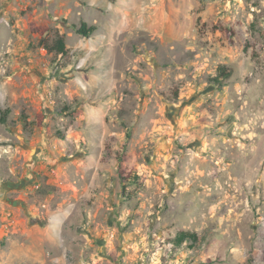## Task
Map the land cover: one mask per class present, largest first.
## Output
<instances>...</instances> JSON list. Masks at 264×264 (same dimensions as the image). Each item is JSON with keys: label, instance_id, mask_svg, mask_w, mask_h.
Returning <instances> with one entry per match:
<instances>
[{"label": "rangeland", "instance_id": "374dc122", "mask_svg": "<svg viewBox=\"0 0 264 264\" xmlns=\"http://www.w3.org/2000/svg\"><path fill=\"white\" fill-rule=\"evenodd\" d=\"M111 2L69 12L85 37L48 0H0V264H264V0ZM101 67L106 113L77 123L71 78ZM99 116L89 148L70 136Z\"/></svg>", "mask_w": 264, "mask_h": 264}, {"label": "crops", "instance_id": "0c3cea01", "mask_svg": "<svg viewBox=\"0 0 264 264\" xmlns=\"http://www.w3.org/2000/svg\"><path fill=\"white\" fill-rule=\"evenodd\" d=\"M48 1L57 5L58 9H60L59 13L61 14L59 16L68 20L69 21L68 23L72 24L73 26L77 25L78 23L70 22L68 15L69 12H71L76 8V6L85 7L88 10H93V11L95 10L101 16V12L103 14V10H102L103 7L106 8L108 6V3H112L111 0H108L107 4H102L100 0H48ZM114 6L115 3L114 4L112 3V7ZM105 17H106L105 15L101 16V18L103 19H105ZM82 22H86L90 26L91 25L96 26L97 24L95 22L89 23L84 20L80 21V24ZM96 30H97V26H96ZM61 33H64V31H61ZM99 69L100 70H96L90 73L85 69L80 68L79 70L75 71L76 73L71 78L72 83L76 85V90L72 95H77V97H79L81 101L80 103L81 104L84 103V110L82 111V113H80L79 118L76 121L77 123L80 122L86 116L85 112H88L90 110L88 106H91L93 109L95 107L94 105L95 103H97L95 108L97 109L98 112L101 110L103 115H105L106 113V108L108 107L109 100L111 99V94H112L111 92L114 89V77L113 75L110 76L107 75V72L103 70L104 67H101ZM80 108H82V105L80 106ZM93 119L94 120H92V122L89 123V126H87L88 128L87 132H84L83 128L82 129L77 128L78 130H76L73 134H70V136L71 135L74 136L76 134L81 138L86 137L87 138V142H85L86 148L90 147V142L94 143V141L97 138H99L101 135L103 136L101 129L105 128V124H104L106 120L105 116L102 117L99 116ZM69 139L70 142L76 143L75 141L77 138L75 140L73 139V137ZM93 147L94 150L97 151L96 149L97 145L95 144L93 145ZM92 153L95 154L96 152L91 150V154ZM91 154L85 155L83 160H85V162L93 161V158H91ZM52 216H54L55 222L59 221V217L56 214H53Z\"/></svg>", "mask_w": 264, "mask_h": 264}, {"label": "trees", "instance_id": "16d2710c", "mask_svg": "<svg viewBox=\"0 0 264 264\" xmlns=\"http://www.w3.org/2000/svg\"><path fill=\"white\" fill-rule=\"evenodd\" d=\"M77 33L80 35H83L85 37H89L95 30L96 26L94 25H88L86 22H82L79 26H74ZM38 31L40 34V43L41 45H44L47 47L48 51L51 53H55L57 55H66L68 48L65 40V34L61 33L59 29L54 30V37L51 41L47 40L45 38V34L48 30L38 27ZM231 70L228 69L226 65H220L217 68V73L215 76L212 77V81L218 85L219 88H222L225 85V81L231 76ZM9 113V110L7 109L2 113V116L0 117V122L5 123L7 121V115ZM127 138H130V135H127ZM126 146V144H125ZM121 164V162H120ZM120 172V177L122 181H125L128 175H125L122 170ZM136 177V176H135ZM199 236L196 232H190V231H180L175 237V243L177 245L183 244L185 241H191L192 244L199 242Z\"/></svg>", "mask_w": 264, "mask_h": 264}, {"label": "built area", "instance_id": "2783aa9c", "mask_svg": "<svg viewBox=\"0 0 264 264\" xmlns=\"http://www.w3.org/2000/svg\"><path fill=\"white\" fill-rule=\"evenodd\" d=\"M42 50H43V51H45V49H44V48H43ZM46 53H47V52H46Z\"/></svg>", "mask_w": 264, "mask_h": 264}]
</instances>
